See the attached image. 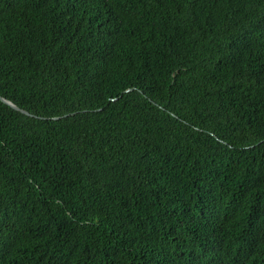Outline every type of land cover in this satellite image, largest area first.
I'll use <instances>...</instances> for the list:
<instances>
[{
    "label": "trees",
    "instance_id": "1",
    "mask_svg": "<svg viewBox=\"0 0 264 264\" xmlns=\"http://www.w3.org/2000/svg\"><path fill=\"white\" fill-rule=\"evenodd\" d=\"M0 264H264V0H0Z\"/></svg>",
    "mask_w": 264,
    "mask_h": 264
},
{
    "label": "water",
    "instance_id": "2",
    "mask_svg": "<svg viewBox=\"0 0 264 264\" xmlns=\"http://www.w3.org/2000/svg\"><path fill=\"white\" fill-rule=\"evenodd\" d=\"M0 99H1L3 102H5V103L9 104L10 106H12L13 108H15V109H17V110H20V111L23 112V113H28L27 111L18 108L17 106H15L14 104H12L10 101H8V100H6V99H4V98H2V97H0Z\"/></svg>",
    "mask_w": 264,
    "mask_h": 264
}]
</instances>
